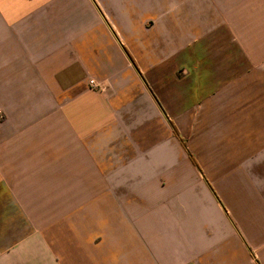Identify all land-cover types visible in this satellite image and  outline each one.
Wrapping results in <instances>:
<instances>
[{
	"label": "crops",
	"instance_id": "obj_1",
	"mask_svg": "<svg viewBox=\"0 0 264 264\" xmlns=\"http://www.w3.org/2000/svg\"><path fill=\"white\" fill-rule=\"evenodd\" d=\"M0 264H264V0H0Z\"/></svg>",
	"mask_w": 264,
	"mask_h": 264
},
{
	"label": "built area",
	"instance_id": "obj_2",
	"mask_svg": "<svg viewBox=\"0 0 264 264\" xmlns=\"http://www.w3.org/2000/svg\"><path fill=\"white\" fill-rule=\"evenodd\" d=\"M89 85H90L91 89H93L95 91H103L104 90V87L101 86L100 84H97L96 82H94V80H90Z\"/></svg>",
	"mask_w": 264,
	"mask_h": 264
},
{
	"label": "rangeland",
	"instance_id": "obj_3",
	"mask_svg": "<svg viewBox=\"0 0 264 264\" xmlns=\"http://www.w3.org/2000/svg\"><path fill=\"white\" fill-rule=\"evenodd\" d=\"M212 190V188H210Z\"/></svg>",
	"mask_w": 264,
	"mask_h": 264
}]
</instances>
